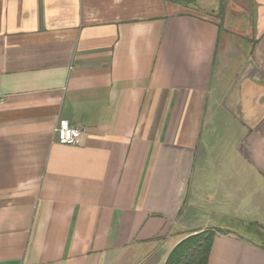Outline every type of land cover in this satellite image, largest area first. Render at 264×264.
Returning <instances> with one entry per match:
<instances>
[{
	"label": "crops",
	"instance_id": "1",
	"mask_svg": "<svg viewBox=\"0 0 264 264\" xmlns=\"http://www.w3.org/2000/svg\"><path fill=\"white\" fill-rule=\"evenodd\" d=\"M250 4L243 48L217 0H0V264H164L205 231L209 264H264Z\"/></svg>",
	"mask_w": 264,
	"mask_h": 264
},
{
	"label": "trees",
	"instance_id": "2",
	"mask_svg": "<svg viewBox=\"0 0 264 264\" xmlns=\"http://www.w3.org/2000/svg\"><path fill=\"white\" fill-rule=\"evenodd\" d=\"M217 1L219 2L222 10L218 16L223 22V25L225 24L228 14L231 15L230 22H228L231 25H233V21H239V19L244 20L246 27L249 23L254 24V19L252 17L253 12L251 9L252 4H250V12L243 9L240 11V15L234 19L229 9V0ZM246 1L248 3L250 2V0ZM215 236L216 233L212 231H205L186 238L173 249L164 264H209V258ZM257 244L264 250V230L259 234Z\"/></svg>",
	"mask_w": 264,
	"mask_h": 264
},
{
	"label": "rangeland",
	"instance_id": "3",
	"mask_svg": "<svg viewBox=\"0 0 264 264\" xmlns=\"http://www.w3.org/2000/svg\"><path fill=\"white\" fill-rule=\"evenodd\" d=\"M246 0H229V9L231 11V14L234 19H236L240 15L241 10H247L248 6L246 4ZM252 9V8H251ZM231 15H227V19L225 21V24L223 25L225 29V33L223 34V39H228V41H237V43L243 45L244 48V42L246 39L245 37L251 36L254 37V28L253 24L249 23L248 26H245L244 20L239 19V21H233L232 24H229ZM255 23V21L253 22ZM231 25V27L229 26ZM228 33V34H227ZM223 40V43L226 44V41ZM248 49V48H247Z\"/></svg>",
	"mask_w": 264,
	"mask_h": 264
},
{
	"label": "built area",
	"instance_id": "4",
	"mask_svg": "<svg viewBox=\"0 0 264 264\" xmlns=\"http://www.w3.org/2000/svg\"><path fill=\"white\" fill-rule=\"evenodd\" d=\"M4 104V98L0 95V105ZM57 141L63 145H80L83 132L70 125L67 121H62L55 129Z\"/></svg>",
	"mask_w": 264,
	"mask_h": 264
},
{
	"label": "water",
	"instance_id": "5",
	"mask_svg": "<svg viewBox=\"0 0 264 264\" xmlns=\"http://www.w3.org/2000/svg\"><path fill=\"white\" fill-rule=\"evenodd\" d=\"M243 1H244V0H243ZM246 4H247V6H248V8H247L246 11L250 12V6H249V3L246 2Z\"/></svg>",
	"mask_w": 264,
	"mask_h": 264
}]
</instances>
